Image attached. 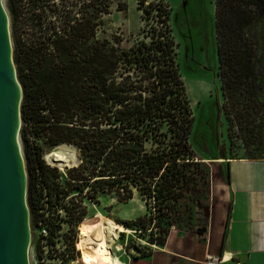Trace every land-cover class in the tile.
Returning <instances> with one entry per match:
<instances>
[{"label":"trees","instance_id":"16d2710c","mask_svg":"<svg viewBox=\"0 0 264 264\" xmlns=\"http://www.w3.org/2000/svg\"><path fill=\"white\" fill-rule=\"evenodd\" d=\"M240 1L264 14V0ZM147 2L139 0L147 22L143 39L126 48L118 35L99 37L112 0H74L75 18L54 7L51 11L63 18V27L51 21L48 27L53 32L46 28L32 43H18L15 63L24 90L23 123L31 125L22 129L25 150L34 149L30 144L35 141L48 149L77 146L83 160L79 166L88 177H82L81 169L72 170L71 184L87 182L97 191L115 194L121 203L133 200L138 192L150 213L121 224L163 248L171 228L184 221L182 201L197 191L200 161L191 141L194 117L178 63L172 9L163 2ZM44 8L35 17L42 28ZM12 12L18 13L15 6ZM257 23L253 13L240 19L243 29ZM219 35L224 94L239 84L253 93L248 99L258 103L261 41L247 39L238 50L228 34L220 30ZM225 108L230 124L239 126L245 116ZM29 129L44 141L29 135ZM39 148L34 149L37 168L27 165L28 202L33 222L48 225L52 243L54 218L68 210L69 193L60 189L57 177H51L49 170L56 172L57 167L41 159ZM225 173L229 181L227 167ZM189 213L192 219L193 212ZM227 230L228 224L224 242Z\"/></svg>","mask_w":264,"mask_h":264},{"label":"rangeland","instance_id":"374dc122","mask_svg":"<svg viewBox=\"0 0 264 264\" xmlns=\"http://www.w3.org/2000/svg\"><path fill=\"white\" fill-rule=\"evenodd\" d=\"M35 1L39 7L36 13L32 7ZM73 1L4 0L10 17L14 58L17 44H29L37 37H41L46 28H50L48 24L51 21H54L57 27H63V18L58 19L59 15H54L51 11L54 7L59 9L62 15L70 11L72 18L78 17ZM151 2H163L172 9L171 24L177 43L178 63L194 117L191 141L200 161L197 167V191L189 192L182 201L184 221L173 226L170 233L173 232L177 236L178 233H194L203 237L202 231H206L209 223L211 186H216L220 172L226 171L227 163L222 165L214 161L264 160V14H259L257 8H252L240 0H148L147 4ZM12 6L17 8V14L12 12ZM44 6L46 12L42 28L39 27L40 22L37 23L35 17L37 15L39 18ZM139 7V0H112L110 14L105 16L99 37L118 35L124 40L125 48L143 39L142 34L147 22L143 20L144 13ZM249 13L255 15L258 23L253 28L243 29L240 19ZM50 29L53 32V28ZM220 30L231 37L234 47L238 50L243 49L247 39L261 41L262 65L258 71L261 88L256 93L260 97L258 103L253 104L248 99L253 93H247L244 86L240 87L239 84L233 85L227 96L224 94L218 54ZM225 107L239 111L238 114L245 116L239 126L230 124ZM30 126H24L22 119L20 136L24 154L22 129ZM29 135L37 137L32 130ZM37 138L43 140V137ZM56 149H48L45 156L47 162L49 154ZM204 160L211 162L206 163L203 162ZM82 161L80 151L79 165ZM79 165L62 172L60 166L56 164L53 166L57 167L56 172L49 170L51 177H57L55 181L60 185V189L69 193L65 199L68 210H62L58 214L59 217L54 218L56 222L53 224L56 223L57 229L54 239L51 240L52 243L50 242L51 253L46 257L45 262H42L44 259L39 236L48 225L43 222H33L31 215V264H83L78 238L82 235L84 224L94 219L99 212L119 223L132 222L150 213L146 202L138 192H135L133 200L121 203L115 194L97 191L96 187L87 182L80 186L71 184L69 177L72 170L81 169L82 177H88V173L82 169V164ZM205 172L210 174L204 176ZM190 210L193 212L192 219L189 218ZM132 231H134L132 235L121 236L117 250L121 264H143L142 261H145V264H171L168 263L169 261H158L157 258L155 260L154 255L159 248L151 245L149 236H141L135 230ZM147 255L151 256L146 257Z\"/></svg>","mask_w":264,"mask_h":264},{"label":"crops","instance_id":"0c3cea01","mask_svg":"<svg viewBox=\"0 0 264 264\" xmlns=\"http://www.w3.org/2000/svg\"><path fill=\"white\" fill-rule=\"evenodd\" d=\"M229 161L220 162L227 163L229 181L222 171L217 185L211 186L209 223L203 237L171 232L166 245L156 250L155 260L206 264L208 257H226L223 264H264V160Z\"/></svg>","mask_w":264,"mask_h":264},{"label":"water","instance_id":"95a60500","mask_svg":"<svg viewBox=\"0 0 264 264\" xmlns=\"http://www.w3.org/2000/svg\"><path fill=\"white\" fill-rule=\"evenodd\" d=\"M23 98L10 17L0 0V264H31L29 175L20 136Z\"/></svg>","mask_w":264,"mask_h":264},{"label":"bare ground","instance_id":"6f19581e","mask_svg":"<svg viewBox=\"0 0 264 264\" xmlns=\"http://www.w3.org/2000/svg\"><path fill=\"white\" fill-rule=\"evenodd\" d=\"M79 153L80 149L77 146L64 144L48 156V162L51 166L59 165L64 172L67 168L79 165ZM214 162H223V160ZM82 231L79 248L82 252L83 264H121L117 254L121 236L134 233L123 224L100 212L94 219L84 224ZM222 259V263L227 262L226 257Z\"/></svg>","mask_w":264,"mask_h":264},{"label":"built area","instance_id":"2783aa9c","mask_svg":"<svg viewBox=\"0 0 264 264\" xmlns=\"http://www.w3.org/2000/svg\"><path fill=\"white\" fill-rule=\"evenodd\" d=\"M58 148V147H56ZM55 148V149H56ZM52 154V153H51ZM49 154V156L51 155ZM45 160H47V158L45 157ZM47 162V161H46ZM47 164L49 166H51L48 162ZM52 168H55L53 166H51ZM50 237H51V234H50V231L49 229L46 227L44 228L41 232H40V236H39V242L41 244V249H42V253H43V259L42 262H45V259L47 256L50 255L51 253V249H50V246L52 245L50 243ZM223 259L220 258V257H208L207 259V264H223Z\"/></svg>","mask_w":264,"mask_h":264},{"label":"flooded vegetation","instance_id":"af4514ba","mask_svg":"<svg viewBox=\"0 0 264 264\" xmlns=\"http://www.w3.org/2000/svg\"><path fill=\"white\" fill-rule=\"evenodd\" d=\"M34 149H35V147L37 146L39 149H41V152H42V154H43V156L41 157V159L42 160H44L45 159V156H46V154H47V152H48V148H46V146H44L43 145V143L42 142H40V141H35V142H31V144H30ZM34 149H30L29 150V148L28 149H26L25 150V154H26V164L27 165H30V166H32V167H35V168H37V164H38V162H37V160H38V158H37V156H36V152H35V150ZM38 152H39V150H38ZM38 169H39V167H38ZM38 169H37V171H38ZM81 237V236H80ZM80 237L78 238V247H79V241H80ZM79 250H80V252H81V249L79 248ZM81 256H82V252H81Z\"/></svg>","mask_w":264,"mask_h":264}]
</instances>
